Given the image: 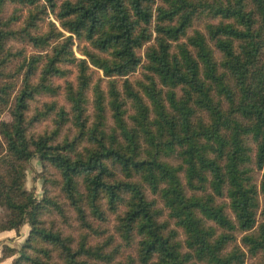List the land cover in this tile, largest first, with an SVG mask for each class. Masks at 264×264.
Returning a JSON list of instances; mask_svg holds the SVG:
<instances>
[{
  "label": "trees",
  "instance_id": "obj_1",
  "mask_svg": "<svg viewBox=\"0 0 264 264\" xmlns=\"http://www.w3.org/2000/svg\"><path fill=\"white\" fill-rule=\"evenodd\" d=\"M195 20L203 29H191ZM263 48L264 0H0V113L9 105L11 116L0 120V232L29 226L19 250L3 244L0 258L245 264L264 252V223L252 232L260 193L264 218ZM59 91L66 105L31 107ZM46 119L51 127L35 132ZM34 157L39 199L25 187ZM53 189L76 234L47 220L68 219ZM125 248L134 253L119 256Z\"/></svg>",
  "mask_w": 264,
  "mask_h": 264
},
{
  "label": "rangeland",
  "instance_id": "obj_2",
  "mask_svg": "<svg viewBox=\"0 0 264 264\" xmlns=\"http://www.w3.org/2000/svg\"><path fill=\"white\" fill-rule=\"evenodd\" d=\"M159 3V0H155V6ZM11 7L8 8V10H10ZM49 19H52V16H49V18L45 19V20H49ZM153 26V25H152ZM44 27V24L42 26V28ZM193 28H198V29H203V20H195L191 29ZM10 46L12 47L13 50H16V49H21L25 55H29L30 53L34 52V48L30 45H27V44H24V43H21V42H15V41H10ZM74 49V52L76 54L77 57H82L79 52L77 51V47L74 46L73 47ZM143 51H144V48L140 49V53H142V56H143ZM216 54V57L219 58V54L217 52H215ZM261 54V58L264 60V48L263 50H261L260 52ZM20 61V59H18ZM18 60H14L12 62V64L10 65V67L8 68L9 70H14ZM144 63V56L142 57V61L141 63L137 66L136 70L133 71L132 73L128 74L127 77L132 81V82H135L137 81L138 79L142 78L141 76V66L142 64ZM90 69H91V72L92 73V81H97L101 84V86H104L105 85V79L104 76H103V73L98 70L97 68L95 67H92L90 65ZM68 69H69V74L68 76L66 77L67 80H74L75 79V74H76V70L73 66H68ZM64 80L62 78L60 79H56V83H59L61 85H63V82ZM20 83V77L18 79L17 77V84ZM60 93L53 96V97H50L48 95H42V96H39L38 97V100L34 103L31 104V107L34 105V104H40L41 102L43 101H46V100H52V99H55L59 104H62V105H66V102H65V99H64V96L62 94L61 91H59ZM91 99H92V96L91 94H89V104H88V109H89V112L92 111V107H91ZM0 120L2 121H7L9 122L11 120V116H10V113H9V105L0 113ZM51 127V124H50V121L48 119L44 120V121H41L40 123L36 124L35 127H34V131L35 132H42L44 129H47V128H50ZM263 171V170H262ZM262 171H258L255 169L254 171V175H255V179L256 181H258V179L260 178V173H262ZM41 174H43V170H42V167L38 161V159L36 157H34L33 159H31V161L29 162V164L27 165V168H26V175H25V187L27 190L29 191H32L33 192V195L39 199L41 198V195H42V178H41ZM53 193L54 194H57V197H58V200H59V203L63 204L64 206V209L66 211V214L68 215V219H67V222L64 223L61 219L60 216H58L56 213L52 214V215H48L46 216L47 220L49 219H53L55 222H56V226L57 227H60L62 229V231H64L65 233H70V234H76L77 232V226H76V219H75V215L73 213V211L69 208V206L67 205V203L64 202V199H62L61 197V194L59 192L58 189H53ZM262 198H263V194H259V199H260V208L262 206ZM260 208L257 212V217H256V224L254 226V228L252 229V232H256L257 229H258V226L259 224L261 223H264V218L261 216L260 214ZM1 214L3 215L4 211H0ZM227 212H229V210L227 209ZM105 227L107 229H109L110 231H113V217H110V220L107 224H105ZM13 233L15 232L14 230H11ZM28 232H29V226L28 224H24L20 227L19 231L18 232H15L16 235L9 239V245L10 247L12 248H16L17 250H19V248L21 247L22 243L24 242V240L26 239L27 235H28ZM244 233L240 232L237 233V239H236V244L239 245L243 250H245V247L241 244V241H240V238L241 236L243 235ZM90 241L92 243H95V242H98L100 241V238H98L97 236H92L90 238ZM119 242V238L117 236H114V243H117ZM3 245V244H2ZM1 245V247H2ZM232 247V244L228 247V249H230ZM121 251V254H119V256H123L125 255L127 252L129 253H134V248H125V250H120ZM15 256H12L11 258V261L13 260ZM264 259V252L260 253L259 255H257V257L255 258H252L249 256V254L247 253L246 254V258H245V264H248L249 262H252V261H259V260H262Z\"/></svg>",
  "mask_w": 264,
  "mask_h": 264
},
{
  "label": "crops",
  "instance_id": "obj_3",
  "mask_svg": "<svg viewBox=\"0 0 264 264\" xmlns=\"http://www.w3.org/2000/svg\"><path fill=\"white\" fill-rule=\"evenodd\" d=\"M16 235V233L12 231H3L0 232V257H1V245L7 244L9 245V239L13 238ZM11 257H7L5 259L0 258V264H8L11 261Z\"/></svg>",
  "mask_w": 264,
  "mask_h": 264
}]
</instances>
